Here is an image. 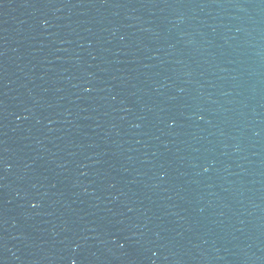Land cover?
<instances>
[{"label": "water", "instance_id": "obj_1", "mask_svg": "<svg viewBox=\"0 0 264 264\" xmlns=\"http://www.w3.org/2000/svg\"><path fill=\"white\" fill-rule=\"evenodd\" d=\"M264 264V0H0V264Z\"/></svg>", "mask_w": 264, "mask_h": 264}, {"label": "clouds", "instance_id": "obj_2", "mask_svg": "<svg viewBox=\"0 0 264 264\" xmlns=\"http://www.w3.org/2000/svg\"><path fill=\"white\" fill-rule=\"evenodd\" d=\"M73 264H75V262H73Z\"/></svg>", "mask_w": 264, "mask_h": 264}]
</instances>
